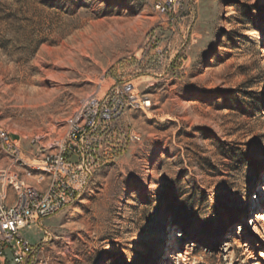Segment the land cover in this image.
<instances>
[{
    "label": "rangeland",
    "instance_id": "rangeland-1",
    "mask_svg": "<svg viewBox=\"0 0 264 264\" xmlns=\"http://www.w3.org/2000/svg\"><path fill=\"white\" fill-rule=\"evenodd\" d=\"M124 83L140 141L24 230L34 264H264V0H0V131L28 164Z\"/></svg>",
    "mask_w": 264,
    "mask_h": 264
},
{
    "label": "built area",
    "instance_id": "built-area-1",
    "mask_svg": "<svg viewBox=\"0 0 264 264\" xmlns=\"http://www.w3.org/2000/svg\"><path fill=\"white\" fill-rule=\"evenodd\" d=\"M150 107L151 102L140 99L131 83L114 85L103 96L92 95L67 120L65 137L56 139L50 148L42 146V158L33 164H28L17 144L0 131L10 160L9 169L0 172V264H34L36 248L24 237V230L71 206L108 155L120 152L128 141H140L137 134L129 133L123 120L131 109ZM18 168L34 176L36 185L27 184L13 171ZM12 171L15 176H10Z\"/></svg>",
    "mask_w": 264,
    "mask_h": 264
},
{
    "label": "bare ground",
    "instance_id": "bare-ground-1",
    "mask_svg": "<svg viewBox=\"0 0 264 264\" xmlns=\"http://www.w3.org/2000/svg\"><path fill=\"white\" fill-rule=\"evenodd\" d=\"M259 192L264 193V189L262 191H259ZM31 227H35L37 229V226L35 224L34 225H31L28 228H31ZM180 257H181V255H178V258H180Z\"/></svg>",
    "mask_w": 264,
    "mask_h": 264
},
{
    "label": "crops",
    "instance_id": "crops-1",
    "mask_svg": "<svg viewBox=\"0 0 264 264\" xmlns=\"http://www.w3.org/2000/svg\"><path fill=\"white\" fill-rule=\"evenodd\" d=\"M10 193H11V196H12V197H14V194H13V192L11 191Z\"/></svg>",
    "mask_w": 264,
    "mask_h": 264
}]
</instances>
